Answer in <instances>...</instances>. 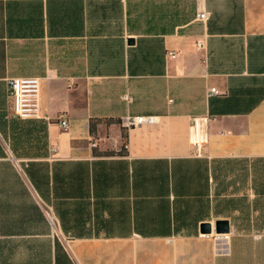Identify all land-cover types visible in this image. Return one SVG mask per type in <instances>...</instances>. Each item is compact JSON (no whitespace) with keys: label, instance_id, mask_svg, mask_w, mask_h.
<instances>
[{"label":"crops","instance_id":"obj_1","mask_svg":"<svg viewBox=\"0 0 264 264\" xmlns=\"http://www.w3.org/2000/svg\"><path fill=\"white\" fill-rule=\"evenodd\" d=\"M20 77L48 120L12 113ZM262 160L264 0H0L5 264H264Z\"/></svg>","mask_w":264,"mask_h":264},{"label":"built area","instance_id":"obj_2","mask_svg":"<svg viewBox=\"0 0 264 264\" xmlns=\"http://www.w3.org/2000/svg\"><path fill=\"white\" fill-rule=\"evenodd\" d=\"M209 19V13L204 11L200 12L199 20L206 22ZM199 47H203L202 43L198 42ZM9 96L12 98V113L24 120H37L47 119L43 112L42 97H41V81L38 77H20L13 78L9 81ZM211 92H215L214 89ZM158 120L154 116L147 117H135L127 116L121 120V126L127 130L132 128L146 126L148 124H156ZM190 127V140L195 148L196 153L202 154V151L206 145H208L209 139V116H198L193 118ZM59 125L61 128L69 129V118L63 115L59 118ZM56 151V149H55Z\"/></svg>","mask_w":264,"mask_h":264},{"label":"water","instance_id":"obj_3","mask_svg":"<svg viewBox=\"0 0 264 264\" xmlns=\"http://www.w3.org/2000/svg\"><path fill=\"white\" fill-rule=\"evenodd\" d=\"M128 44L133 45L134 39H129ZM201 233L205 235H211L212 233H216L221 236L230 235V223L227 221H218L216 222L214 230L212 229V225L203 224L201 226Z\"/></svg>","mask_w":264,"mask_h":264},{"label":"trees","instance_id":"obj_4","mask_svg":"<svg viewBox=\"0 0 264 264\" xmlns=\"http://www.w3.org/2000/svg\"><path fill=\"white\" fill-rule=\"evenodd\" d=\"M106 122L108 123V124H110L111 122H113V120H111V119H107L106 120ZM120 124H121V122H120ZM124 128V127H123ZM124 129H126V128H124ZM127 130V129H126ZM92 131H96V128L94 127L93 129H92ZM126 133H125V130H124V133H123V137L124 138H126ZM125 146H126V144L123 146V149H122V151L121 152H123L124 153V149H126L125 148ZM5 158V157H4ZM0 169L2 170V172H1V174L4 176V175H6V174H12V166H11V164H10V162H0ZM3 242L0 240V264H5L6 262H8L9 261V259H10V257H11V255L10 254H8V255H6V253H5V247H2V244Z\"/></svg>","mask_w":264,"mask_h":264},{"label":"rangeland","instance_id":"obj_5","mask_svg":"<svg viewBox=\"0 0 264 264\" xmlns=\"http://www.w3.org/2000/svg\"><path fill=\"white\" fill-rule=\"evenodd\" d=\"M261 165H262V169H263V181H264V160H262V164ZM0 198H2V196ZM0 200H2V199H0ZM0 213H1V211H0ZM244 228H248V229H252L253 228V229L259 231V233H262V232H264V219L258 224H256V223L255 224H245ZM29 256L30 255L27 254V252H23V254H21V260H23L25 258H28ZM16 259H19L18 255H16Z\"/></svg>","mask_w":264,"mask_h":264}]
</instances>
